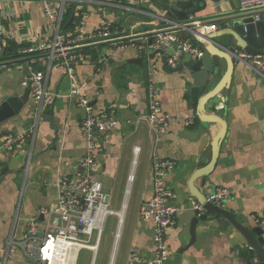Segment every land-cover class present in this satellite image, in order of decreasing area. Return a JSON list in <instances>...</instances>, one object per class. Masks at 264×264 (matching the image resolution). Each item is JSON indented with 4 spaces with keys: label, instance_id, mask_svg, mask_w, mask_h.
<instances>
[{
    "label": "crops",
    "instance_id": "crops-1",
    "mask_svg": "<svg viewBox=\"0 0 264 264\" xmlns=\"http://www.w3.org/2000/svg\"><path fill=\"white\" fill-rule=\"evenodd\" d=\"M174 1L68 0L66 4V8L73 4L78 14H86V35L96 34L105 19L110 37L124 42L119 47H113L109 41L86 45L83 50L88 58L75 66L76 76L86 80L85 91L94 111L114 109L120 120L116 127L95 134L91 169L115 214L107 219L101 238V241L105 238L104 245L101 247L100 242L96 251L81 249L76 264H126L131 249L141 258L139 264H147L145 261L153 257L152 223L139 216V208L153 194L154 148L161 158L176 161V167L165 174L164 181L173 192V204L183 209L166 230L169 255L164 264H247L248 245L232 224L221 228L219 220L199 221L191 241L193 204L217 187L229 192L222 208L235 214L241 224L249 228L259 225L264 232V77L240 61L233 63L226 50L214 46L231 41L230 19L243 13L240 0L209 3L198 15L202 23L216 24L214 30L204 31L205 38L202 37L199 46L217 55L219 67L217 75L196 92L193 88L203 86L202 81L189 78L185 69L164 70L160 56L149 60L139 53L135 43L154 29L174 28L172 22L159 17L163 14L161 3ZM0 13L7 40L5 48L9 44L0 56V103L8 96L23 94L24 82L33 69L47 71V87L54 94L52 104L42 110L39 118L29 90L20 112L0 121V243L3 244L9 236L21 241L27 234L28 219L36 218L41 227L44 218L38 211L56 201L57 176L76 177L82 172L86 139L80 131L85 112L76 98L69 97L71 81L59 62L49 63L45 51L20 53L31 45L53 39L54 32L38 0H0ZM200 26L196 29L201 33ZM177 31L179 36L193 41L192 34L186 37L187 30ZM151 68L157 72L153 78L162 109L172 117L167 132L157 142L146 119L147 78ZM228 72L224 88L202 105L205 115L223 119L225 130L213 167L197 175L211 160L210 145L221 124L204 122L193 97L200 99L215 89ZM36 121L31 143L11 151L2 147V135L24 132ZM136 144L140 150L135 156ZM119 216L121 236L111 256ZM7 264L32 263L16 247Z\"/></svg>",
    "mask_w": 264,
    "mask_h": 264
},
{
    "label": "built area",
    "instance_id": "built-area-1",
    "mask_svg": "<svg viewBox=\"0 0 264 264\" xmlns=\"http://www.w3.org/2000/svg\"><path fill=\"white\" fill-rule=\"evenodd\" d=\"M41 9L47 18L50 28L54 32L51 42L31 45L20 50V53H34L45 51L46 60L51 63L57 60L63 68L67 78L71 81L69 97L76 98L79 107L85 114L80 123V131L86 139L85 156L81 165L85 173L79 172L76 177L58 175L55 182L56 201L48 208L39 210L44 220L41 227L37 225L36 218L27 220V234L21 241H16L12 236L3 244L0 243V264H7L14 248H20L32 264H76L78 253L81 249L96 251L101 241L102 234L109 216L115 212L105 201L102 186L94 179L92 165L94 164L93 152L95 149V134L105 132L119 125L120 120L114 109L94 111L90 99L85 91L86 80L80 79L75 74V66L88 58L83 47L92 43L109 41L113 47L124 44L120 38L110 37L109 23L101 20L100 28L96 34L86 35V14L75 13L76 20L72 21L70 33L63 32L64 13L68 0H38ZM243 13L251 14L254 21L264 16V0H240ZM195 30L188 29L185 25L174 26L173 29L164 28L157 34L155 46L165 53L166 62L175 67L177 62L187 54L199 57L203 49L199 46L203 42L204 31L214 30L216 24H206L195 21ZM191 32L194 41L178 35L177 30ZM2 15L0 13V52L6 46ZM128 42H133L128 40ZM112 50V49H111ZM237 60L255 72L264 71V55L240 54ZM155 68L148 73L147 102L149 113L147 122L155 134V142L159 136L167 132V126L172 119L171 115L162 109L158 89L155 85ZM30 81V96L37 108V118L43 109L52 104L54 94L47 87V71L33 69L28 77ZM27 82H24L26 85ZM38 120V119H37ZM191 120L188 121V124ZM19 133H5L1 137L2 147L7 151L21 149L24 144L33 140L36 125ZM140 150L138 144L133 146L136 156ZM153 194L152 197L141 204L139 216L152 223L153 257L147 264H164L168 258L169 250L166 242V230L173 225L176 216L183 209L174 205L173 192L165 185V174L176 167V161L161 158L155 148L151 157ZM132 179V174L129 180ZM229 197V192L224 187H217L206 197V202L222 207ZM193 209L205 212L203 204L194 203ZM122 217H118L117 227L113 239V253H115L121 236ZM141 258L135 249H131L127 256L126 264H139Z\"/></svg>",
    "mask_w": 264,
    "mask_h": 264
},
{
    "label": "water",
    "instance_id": "water-1",
    "mask_svg": "<svg viewBox=\"0 0 264 264\" xmlns=\"http://www.w3.org/2000/svg\"><path fill=\"white\" fill-rule=\"evenodd\" d=\"M123 1V0H121ZM135 0H133L132 3ZM221 0H176L171 3H161V8L163 14H159L160 18H164L169 22H172L175 26L185 25L190 30L196 29L195 21H200L199 13L205 11L209 6V3H217ZM74 8L71 16L67 22L63 25V32H67L68 26L72 23L74 18ZM231 21V32L228 35L231 37V41L225 44H214L221 50H226L228 54L232 57V62L238 61L237 56L240 54L249 55H264V16L257 21H254L251 14H237L232 16ZM160 30L154 29L152 32L147 34L145 39L136 40V45L139 49V53L147 56L149 60L154 59L157 55L160 56V61L164 70L169 72H181L183 69L187 70L189 78L196 81H202L200 87L193 88V92H196L200 88H204L208 82L217 75V70L219 67L218 57L215 54L210 53L205 49L201 56L193 57L191 54H187L181 61L177 62L175 67H171L166 62L165 53L161 48L155 46L157 42V34ZM186 37H191V32H186ZM204 37V35H203ZM205 38V37H204ZM212 39V37H209ZM203 43V42H202ZM4 50L0 52V56ZM141 58V57H139ZM264 77V71L258 72ZM229 72L225 76L222 82H220L217 87L207 94L203 95L202 98L193 97L198 102V114L204 122L218 121L221 124L220 130L213 137L211 142V160L207 167L197 173V175L204 174L208 172L212 167L217 158V153L219 149V144L224 136L225 122L214 114L205 115L202 111V105L207 102V100L213 98L215 94L223 89L227 83ZM202 88V89H203ZM30 90V81L26 83L25 90L21 95H11L8 96L3 102L0 103V121L6 120L7 118L20 112L24 104L28 99V94ZM82 173L86 172L85 168H82ZM5 171L2 172L1 180L4 179ZM105 201L107 202V196H105ZM199 204H203L205 207V212L200 213L198 210L194 209V217L190 223V234L193 240L194 230L199 221L206 222L209 220H219L220 227L223 225L232 224L237 228L246 240L247 264H264V232L261 227L257 225L256 228H249L236 220L235 214L229 212L228 210L213 205L206 202L204 197L202 201H198Z\"/></svg>",
    "mask_w": 264,
    "mask_h": 264
},
{
    "label": "trees",
    "instance_id": "trees-1",
    "mask_svg": "<svg viewBox=\"0 0 264 264\" xmlns=\"http://www.w3.org/2000/svg\"><path fill=\"white\" fill-rule=\"evenodd\" d=\"M73 4H71L70 6H68V8L65 9V13H64V24L67 22V20L69 19V17L71 16L72 12H73ZM75 13H77V11L74 12V15H76ZM75 18V16H74ZM74 18H73V21H74ZM73 27V23H71L68 28H67V32L69 30H71ZM194 41V40H193ZM9 47V44L7 43V47L5 49H7ZM11 47V51H14L16 52V48L14 46H10Z\"/></svg>",
    "mask_w": 264,
    "mask_h": 264
},
{
    "label": "rangeland",
    "instance_id": "rangeland-1",
    "mask_svg": "<svg viewBox=\"0 0 264 264\" xmlns=\"http://www.w3.org/2000/svg\"><path fill=\"white\" fill-rule=\"evenodd\" d=\"M103 236H104V235H103ZM100 242H101V247H102V246L104 245L105 238H103L102 241H100ZM99 244H100V243H99ZM98 246H99V245H98ZM101 247H100V248H101ZM97 250H98V247H97ZM96 256H97V255H96ZM96 258H97V257H96Z\"/></svg>",
    "mask_w": 264,
    "mask_h": 264
},
{
    "label": "bare ground",
    "instance_id": "bare-ground-1",
    "mask_svg": "<svg viewBox=\"0 0 264 264\" xmlns=\"http://www.w3.org/2000/svg\"><path fill=\"white\" fill-rule=\"evenodd\" d=\"M113 252V251H112ZM114 255V253L111 255V256H113ZM113 263V262H112Z\"/></svg>",
    "mask_w": 264,
    "mask_h": 264
}]
</instances>
